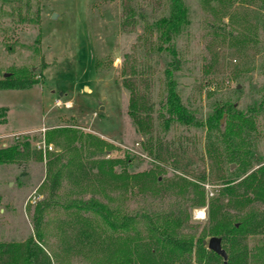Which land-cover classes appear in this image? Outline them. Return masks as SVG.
Returning <instances> with one entry per match:
<instances>
[{"label":"rangeland","instance_id":"374dc122","mask_svg":"<svg viewBox=\"0 0 264 264\" xmlns=\"http://www.w3.org/2000/svg\"><path fill=\"white\" fill-rule=\"evenodd\" d=\"M184 1L189 25L175 41L180 64L173 72L181 101L200 121L215 103L245 110L264 91L262 2ZM166 11V0H0V74L30 69L38 80L0 89V147L27 143L14 163L0 164V241L32 235L35 204L44 201V248L52 263L100 264L110 248L80 236L83 229L93 235L100 221L75 207L90 198L135 214L136 231L120 235L139 242L148 237L145 217L166 212L181 219V234L214 236L207 205H195L198 192L184 176L204 174L209 198L236 164L209 156L214 132L154 119L170 57L148 50L144 30ZM242 36L248 39L240 43ZM132 84L153 105L149 139L128 115ZM262 119L247 155L252 164L264 160ZM149 143L158 147L157 159L147 153ZM263 242L262 235L246 240L252 250ZM251 260L264 264V257Z\"/></svg>","mask_w":264,"mask_h":264},{"label":"trees","instance_id":"16d2710c","mask_svg":"<svg viewBox=\"0 0 264 264\" xmlns=\"http://www.w3.org/2000/svg\"><path fill=\"white\" fill-rule=\"evenodd\" d=\"M207 1V0H204ZM217 2H249L257 0H216ZM261 6H264V0ZM167 11L151 24L147 25L148 50L170 57L163 68V93L155 110V118L164 125L203 126L207 132H214L215 144L207 152L209 156L224 157L229 164L230 178L220 179L219 187L213 196L205 198L202 183L204 174L193 181L186 176L185 181L198 192L195 205H207V218L210 223L208 232L220 238V246L226 253L223 262L221 256L207 249L202 238L193 239L191 235L181 234V219L176 215L153 214L145 217L147 239L139 242L136 237L120 235L129 230L135 232L136 215L111 211L106 205L95 199L82 200L75 204L76 209L89 210L100 223L93 226V235L81 230L80 236L89 238V243L98 247L106 243L110 248L100 264H251V259L264 257V242L255 249H248L249 235L264 236V160L250 163L247 155L251 152L253 134L257 131L260 119L264 126V91L258 101L246 106L245 110L237 107L235 102L215 103L204 121L194 117L193 112L181 101L176 90L173 72L180 64L175 49V41L189 25L188 9L184 0H166ZM243 36L240 43L247 41ZM250 40V39H249ZM149 51V52H150ZM135 75L142 77L143 73ZM139 81L141 79H138ZM38 83L32 72L16 69L0 74V89H24ZM128 115L142 136L150 138L153 128V105L148 102L147 94H142L136 84L128 86ZM223 121V122H222ZM261 121V122H262ZM145 146L148 154L155 159L159 157L157 146ZM27 143L0 147V164L14 163ZM57 156L59 155L56 152ZM253 165L256 168L252 169ZM108 171V169H107ZM59 171L53 172L49 182L50 194L55 192ZM48 203L40 201L35 204L32 218V235L23 241H0V264H53L44 248L42 213ZM258 205V207L256 206ZM233 208L232 214L226 212Z\"/></svg>","mask_w":264,"mask_h":264},{"label":"water","instance_id":"95a60500","mask_svg":"<svg viewBox=\"0 0 264 264\" xmlns=\"http://www.w3.org/2000/svg\"><path fill=\"white\" fill-rule=\"evenodd\" d=\"M54 15V14H52ZM53 17V16H52ZM206 242V247L210 251H213L215 254L217 253L219 256H221L223 262L226 259V253L223 251V249L220 246V238L219 237H210L207 241L202 240V243L204 244Z\"/></svg>","mask_w":264,"mask_h":264},{"label":"built area","instance_id":"2783aa9c","mask_svg":"<svg viewBox=\"0 0 264 264\" xmlns=\"http://www.w3.org/2000/svg\"><path fill=\"white\" fill-rule=\"evenodd\" d=\"M42 148H44V144L42 145ZM51 148V144H48L47 149Z\"/></svg>","mask_w":264,"mask_h":264}]
</instances>
